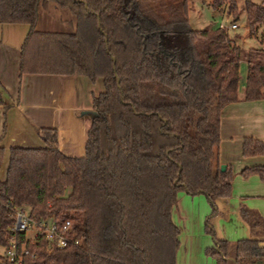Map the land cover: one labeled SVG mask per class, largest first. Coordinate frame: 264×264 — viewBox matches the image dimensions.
<instances>
[{"label": "trees", "instance_id": "1", "mask_svg": "<svg viewBox=\"0 0 264 264\" xmlns=\"http://www.w3.org/2000/svg\"><path fill=\"white\" fill-rule=\"evenodd\" d=\"M51 3L73 14L71 32L38 28L41 9ZM207 5L231 24L240 19L238 0ZM190 8L189 0H0L1 24L29 25L22 74L103 83L93 95L83 156L63 153L52 128L38 129L45 147L10 149L0 181V247L10 244L14 208L24 205L37 221L71 219L70 236L78 240L53 248L20 233L24 264H176L180 229L172 212L179 193L205 195L211 217L217 200L231 197L234 174L219 159L221 113L239 100L242 61L245 99H264V0L246 1L247 27L261 46L245 54L239 34L192 28ZM262 154L263 142L245 139V156ZM242 174L264 180V165ZM241 211L253 232L263 231L257 211ZM206 230L214 238L207 254L217 264L264 257L257 238L239 240L232 251L210 219Z\"/></svg>", "mask_w": 264, "mask_h": 264}, {"label": "crops", "instance_id": "2", "mask_svg": "<svg viewBox=\"0 0 264 264\" xmlns=\"http://www.w3.org/2000/svg\"><path fill=\"white\" fill-rule=\"evenodd\" d=\"M212 12L215 17L226 15ZM28 31L27 24L0 23V181L6 179L12 147L46 146L38 132L40 128L57 131L59 148L66 155L83 156L92 120L93 95L103 88L101 82L93 83L85 76L22 74L21 49ZM240 71L239 100L226 105L221 113L219 159L234 174L232 195L217 200L218 212L210 220L216 237L227 240L232 251L239 240L247 238L259 239L264 247V227L261 232H253L241 211L255 210L264 220V180L258 174H242L245 168L264 165V154L244 155L246 138L264 143V99H245L246 62ZM180 193L172 212L180 229L179 241L187 228L185 221L191 216L182 203L188 198L184 195L187 193ZM247 264H264V257Z\"/></svg>", "mask_w": 264, "mask_h": 264}, {"label": "rangeland", "instance_id": "3", "mask_svg": "<svg viewBox=\"0 0 264 264\" xmlns=\"http://www.w3.org/2000/svg\"><path fill=\"white\" fill-rule=\"evenodd\" d=\"M246 1L238 0L240 8V19L237 21L239 28L229 30L231 34H239L238 43L242 46L245 52L251 47H260L261 43L256 35L250 34L247 27ZM208 0H189L190 26L194 29L215 28L220 23L231 25V17L213 16L212 9L207 5ZM73 14L60 7L55 3L49 4L47 8L41 9V16L38 23V28L41 30H57L71 32L73 30L72 22ZM241 66L245 67V61H242ZM242 74V73H241ZM101 81V80H100ZM103 85V83H101ZM100 91H96L98 93ZM182 193V192H181ZM180 193V194H181ZM185 199L183 207L190 215L185 221L187 228L184 229L183 235L180 238V247L177 251V264H215L216 259L207 254V249L212 247L214 243L213 235L207 232L206 226L208 219H212V207L205 195L199 194L191 196L184 194ZM203 201V202H202ZM212 221V220H211ZM184 222L180 223L183 228ZM28 235H32L31 232ZM212 245V246H211ZM5 253V249L0 247V253ZM229 264H234L229 262Z\"/></svg>", "mask_w": 264, "mask_h": 264}, {"label": "built area", "instance_id": "4", "mask_svg": "<svg viewBox=\"0 0 264 264\" xmlns=\"http://www.w3.org/2000/svg\"><path fill=\"white\" fill-rule=\"evenodd\" d=\"M221 27L228 30H235L239 28L238 23L231 25L222 24ZM15 221L11 226L10 244L3 252V259L6 264H24V257L28 254L26 247H22L19 243V234L31 232L30 238L33 242H38L41 238L46 239L51 247L65 248L70 244H78V240H74L70 234L73 232V225L71 219H67L59 223L54 218L43 219L41 221L35 220L29 212L27 206L15 207L12 213Z\"/></svg>", "mask_w": 264, "mask_h": 264}, {"label": "water", "instance_id": "5", "mask_svg": "<svg viewBox=\"0 0 264 264\" xmlns=\"http://www.w3.org/2000/svg\"><path fill=\"white\" fill-rule=\"evenodd\" d=\"M221 168H222V170H225L226 169V165L223 164Z\"/></svg>", "mask_w": 264, "mask_h": 264}]
</instances>
